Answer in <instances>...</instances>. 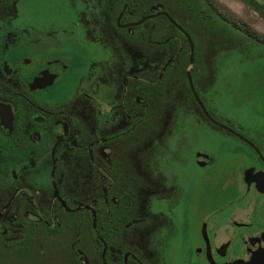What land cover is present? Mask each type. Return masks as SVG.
I'll use <instances>...</instances> for the list:
<instances>
[{"label": "flooded vegetation", "instance_id": "1", "mask_svg": "<svg viewBox=\"0 0 264 264\" xmlns=\"http://www.w3.org/2000/svg\"><path fill=\"white\" fill-rule=\"evenodd\" d=\"M227 1L0 0V264H264V112L202 61L264 55V0Z\"/></svg>", "mask_w": 264, "mask_h": 264}, {"label": "rangeland", "instance_id": "2", "mask_svg": "<svg viewBox=\"0 0 264 264\" xmlns=\"http://www.w3.org/2000/svg\"><path fill=\"white\" fill-rule=\"evenodd\" d=\"M227 4L231 9H233L234 6V9L238 10V3H233V1L228 0ZM256 29L260 32L262 31L264 34V23H262V26L258 24ZM210 42V40L204 42L202 61L205 63V67H213L215 71L213 72V79L208 85L212 88L206 90L212 94L213 92L211 91L213 89V91H217L218 96L216 100L211 99L208 102L207 105L210 107L209 110L228 112L233 114L237 119L243 118L244 116L246 117L251 112H264V106L262 104L264 98V73L262 72L264 67V55H262L261 51H258L257 43L252 40L246 42L249 49L247 51L243 50V52L239 51L240 53H238V51L233 52L229 49H227L229 51H224L223 49L226 48L222 47L211 55ZM219 42L222 43L221 40ZM238 42L239 41H235L234 45L238 44ZM40 49L41 48L38 47L32 55H39L41 53ZM145 56L148 59L154 58L152 55L145 54ZM156 57L160 58V56ZM75 62L76 60L73 57L71 63L76 64ZM195 62V57H192V63L194 64ZM209 64L211 65L209 66ZM72 69L75 71L77 67H71L68 74L59 83V88L57 90L63 92L67 85L70 84L71 77L69 76L73 73ZM207 105L203 104V106L208 109ZM187 133L189 138L193 137V132L191 130H187ZM187 143L189 144L187 149H189L190 144L194 142L190 141ZM4 255L7 256L8 253L0 250V256ZM15 256L19 257L20 255L16 254ZM22 258H26V256Z\"/></svg>", "mask_w": 264, "mask_h": 264}, {"label": "trees", "instance_id": "3", "mask_svg": "<svg viewBox=\"0 0 264 264\" xmlns=\"http://www.w3.org/2000/svg\"><path fill=\"white\" fill-rule=\"evenodd\" d=\"M262 43H264V38L262 37ZM191 55V53L188 55V56H186V62H185V69H189L190 68V66H191V64L193 65V63H192V57H194V56H190ZM189 57H190V60H189ZM180 58H182V57H178V59H180ZM170 78H172V76L170 77Z\"/></svg>", "mask_w": 264, "mask_h": 264}, {"label": "water", "instance_id": "4", "mask_svg": "<svg viewBox=\"0 0 264 264\" xmlns=\"http://www.w3.org/2000/svg\"><path fill=\"white\" fill-rule=\"evenodd\" d=\"M188 42H189V47H190V51H191V42L189 40H188ZM189 60H190V57H189ZM186 74H187V77H188V80H189V86H190V88H192L191 83H190V78L188 76V73H186ZM199 105H201V104L199 103Z\"/></svg>", "mask_w": 264, "mask_h": 264}]
</instances>
